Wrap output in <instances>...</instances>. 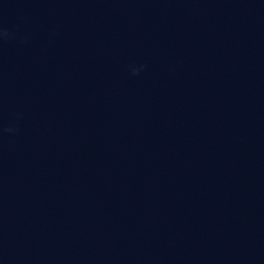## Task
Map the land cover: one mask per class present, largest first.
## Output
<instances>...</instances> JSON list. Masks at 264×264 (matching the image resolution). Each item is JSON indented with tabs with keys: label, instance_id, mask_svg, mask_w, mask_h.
Returning a JSON list of instances; mask_svg holds the SVG:
<instances>
[{
	"label": "clouds",
	"instance_id": "obj_1",
	"mask_svg": "<svg viewBox=\"0 0 264 264\" xmlns=\"http://www.w3.org/2000/svg\"><path fill=\"white\" fill-rule=\"evenodd\" d=\"M6 35V34H5Z\"/></svg>",
	"mask_w": 264,
	"mask_h": 264
}]
</instances>
